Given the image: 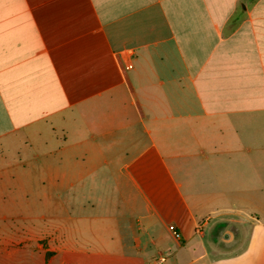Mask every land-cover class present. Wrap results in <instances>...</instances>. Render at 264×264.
Returning a JSON list of instances; mask_svg holds the SVG:
<instances>
[{
  "label": "crops",
  "instance_id": "obj_1",
  "mask_svg": "<svg viewBox=\"0 0 264 264\" xmlns=\"http://www.w3.org/2000/svg\"><path fill=\"white\" fill-rule=\"evenodd\" d=\"M41 238L264 264V0H0V253Z\"/></svg>",
  "mask_w": 264,
  "mask_h": 264
},
{
  "label": "rangeland",
  "instance_id": "obj_2",
  "mask_svg": "<svg viewBox=\"0 0 264 264\" xmlns=\"http://www.w3.org/2000/svg\"><path fill=\"white\" fill-rule=\"evenodd\" d=\"M214 215L211 214L212 218L209 221L208 241L209 239L214 241L220 226L225 227L224 223H219L214 219ZM63 223V220L58 221V224L62 225V229ZM17 225L18 221L10 222V231L14 229V235ZM171 231L173 236H177L173 229ZM222 244L218 243L216 246L220 247ZM72 249L71 246L63 244L57 238L52 242H48L44 238L30 243L10 242L8 243V251L0 253V264H69Z\"/></svg>",
  "mask_w": 264,
  "mask_h": 264
},
{
  "label": "built area",
  "instance_id": "obj_3",
  "mask_svg": "<svg viewBox=\"0 0 264 264\" xmlns=\"http://www.w3.org/2000/svg\"><path fill=\"white\" fill-rule=\"evenodd\" d=\"M131 67H132V64H131L130 61H128L127 64H126V68H131ZM163 261H164V258L158 259V262H163Z\"/></svg>",
  "mask_w": 264,
  "mask_h": 264
}]
</instances>
